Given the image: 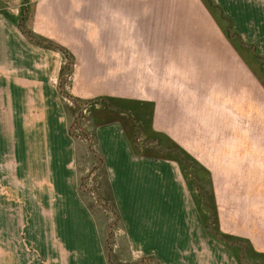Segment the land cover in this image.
Instances as JSON below:
<instances>
[{"label": "rangeland", "instance_id": "1", "mask_svg": "<svg viewBox=\"0 0 264 264\" xmlns=\"http://www.w3.org/2000/svg\"><path fill=\"white\" fill-rule=\"evenodd\" d=\"M25 1L0 0V15L18 28L28 7L25 28L72 52L67 93L109 98L115 113H126L131 148L119 124L94 128L88 109L82 130H73L103 264L108 257L113 264H264L252 260L247 243L238 261L223 237L248 240L264 253V0H221L228 14L219 0H212V13L201 0ZM14 31L18 65L27 54L21 41L34 68L50 72L59 87L63 55ZM59 97L71 125L79 114ZM137 103L146 110L138 113ZM95 108L101 124L117 121L105 105ZM153 117L155 129L168 136L162 145L146 127ZM178 145L201 167L184 151L176 155L179 164L162 159L175 156Z\"/></svg>", "mask_w": 264, "mask_h": 264}, {"label": "crops", "instance_id": "2", "mask_svg": "<svg viewBox=\"0 0 264 264\" xmlns=\"http://www.w3.org/2000/svg\"><path fill=\"white\" fill-rule=\"evenodd\" d=\"M219 2L228 14L229 4ZM14 30L18 28L0 15V264H103L106 257L97 248L94 214L83 201L76 141L59 87L50 81V72L34 68L31 50L21 41L27 54L18 65V38H10ZM2 41L9 55L1 50ZM110 114L117 121L100 127L119 124L127 132L126 113ZM151 121L156 144H164L167 134L155 129L154 117ZM125 136L133 146L128 132ZM179 152L177 147L175 156L162 159L179 164Z\"/></svg>", "mask_w": 264, "mask_h": 264}, {"label": "trees", "instance_id": "3", "mask_svg": "<svg viewBox=\"0 0 264 264\" xmlns=\"http://www.w3.org/2000/svg\"><path fill=\"white\" fill-rule=\"evenodd\" d=\"M204 5L209 9V11L213 12V1L212 0H201ZM25 3H28V1L26 0ZM217 8V7H216ZM225 15V14H224ZM30 19V10L28 7H25L24 9H22V12H21V16L18 20V29L19 31L24 35L26 36L29 41L34 44L35 46L39 47V48H42V49H45V50H52V51H56L58 53H60L61 55H63L64 59L66 60V66L63 67V69L61 70V75H60V83H59V93L65 97V98H68L69 100H71L73 102V104L75 105V108H74V113H78V118L76 120H74L73 123H71L70 125V134L73 138H77L75 136V134L73 133V130L75 128V126L77 127L81 125V122H82V112L85 110V109H88L91 113V121L93 123V126L95 128V126H101L103 125L104 123L101 124V119L96 115V108L95 106H97L98 104H102V105H105L106 107L109 108V111L111 110V106H110V103H109V98H106V97H100L98 99H95V100H91V101H85V100H82L80 98H76L74 96H72L71 94L67 93L65 87H64V83L70 79L73 74H74V67H75V64H76V60H75V57L74 55L72 54V52L50 40V39H47V38H43V37H39L37 36L33 30L31 29H26L25 26L27 24V22L29 21ZM234 28V27H233ZM228 39L231 40V36H227ZM255 47V46H254ZM253 48V47H252ZM254 49V48H253ZM254 54L256 55L257 54V50L254 49ZM255 55H253V58H255ZM256 59V58H255ZM116 110H111L110 112L113 113V114H116L115 113ZM118 114V113H117ZM80 130H82L81 126L79 127ZM82 134H80L81 136ZM178 149L180 151H184L185 153H187L185 150H183L180 146H177ZM182 149V150H181ZM188 154V153H187ZM189 155V154H188ZM189 159L191 161H193L194 165H196V167H201V164L199 163V161L194 158L193 156L189 155ZM102 160H103V165L105 166V160L104 158L102 157ZM84 181L82 180V183ZM81 183V191L85 192L87 191L86 189H84V185H82ZM110 199L114 202L113 206H112V210L117 218V222H121L122 220V217L119 213V209L114 201L115 199V196H114V193L112 191V188L110 187ZM91 208V210H93V206L90 205L89 206ZM223 237L226 239V240H229L233 243L234 246L232 247H229L230 250L235 254L237 260H241V251L239 249H241V244L242 243H247L250 245V250L252 251V260L253 261H256L257 263L264 260V253H259L257 252L252 244L248 241V240H244V239H241V238H234V237H231L229 235H226L224 234ZM108 257V256H107ZM107 261H108V264H113L114 262L110 259V257L107 258ZM142 264H152L150 260H147V259H144L142 260Z\"/></svg>", "mask_w": 264, "mask_h": 264}, {"label": "flooded vegetation", "instance_id": "4", "mask_svg": "<svg viewBox=\"0 0 264 264\" xmlns=\"http://www.w3.org/2000/svg\"><path fill=\"white\" fill-rule=\"evenodd\" d=\"M143 107V106H142ZM142 109V108H141ZM143 110V109H142ZM148 129H149V127H150V122H149V124H147V126H146ZM241 247V246H240Z\"/></svg>", "mask_w": 264, "mask_h": 264}]
</instances>
